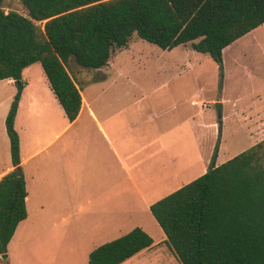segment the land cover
<instances>
[{
  "label": "crops",
  "instance_id": "crops-1",
  "mask_svg": "<svg viewBox=\"0 0 264 264\" xmlns=\"http://www.w3.org/2000/svg\"><path fill=\"white\" fill-rule=\"evenodd\" d=\"M132 46L131 40L127 47L116 49L108 65L94 69L97 75L95 79L75 77L70 73L82 95V106L74 121L66 116L46 74V78L41 75L39 83L26 78L25 72H30L39 62L23 70L25 85L15 128L20 136L28 216L19 223L10 240L7 257L3 258V254H0V264H88L91 252L104 243L82 252L81 243L75 240V257L69 261L65 257L64 243L56 241L60 235L57 231L47 233L46 225H57L70 217L73 236L78 232L79 237L80 230L93 223L101 225L97 228L102 227V231L104 225H115L120 227L119 238L131 231L126 228L129 219H136L133 223H144V216L150 217L160 228L161 241H154L151 247L121 264H136L143 254H158L156 264H181L168 246L167 237L152 214L151 205L203 175L208 169L215 145L208 152L202 146L210 130L209 123L203 120L206 109L200 91L194 94L185 92L181 96L180 91L179 95L169 92L166 95L171 96L172 101L164 107L159 103V98L151 97L156 93L151 94L149 89L128 87L123 82L114 83L123 86L112 85L111 73L117 65L113 57L117 51L120 56L121 53L133 55ZM178 46H183L186 51L193 49L191 43ZM253 49L264 57V24L223 51L224 78L220 98H217L223 104L218 127V133L221 129V143L216 165L235 156L225 153L224 138L229 119L224 114L228 102L225 95L229 62L232 63L233 76L239 77V82L234 84L239 94L247 91L256 97L253 106L248 104L237 114V122L250 138L249 148L259 142V134L263 133L264 116H252L251 113L255 107L264 112V76H261L264 74L260 72L262 69L258 63L253 66L246 59L247 53H255ZM261 60L264 62V58ZM184 67L191 70L195 65L187 59V66ZM121 72L118 78H126ZM0 84L9 103L17 92L16 83L13 79H4L0 80ZM178 96L179 100H176ZM147 100L154 103H145ZM193 106L198 108L194 109ZM7 111L8 104L0 116V180L15 168L6 128ZM66 132H70L69 136L59 142ZM213 136H216L215 130ZM198 167L199 172L193 174ZM130 189L134 193L131 200L128 197ZM112 191H119L121 195L115 200L103 199ZM82 208H85L83 213ZM34 224L44 225L42 232L31 231ZM50 236L52 253L46 255L50 258L33 254L35 241ZM158 246L159 251L154 252Z\"/></svg>",
  "mask_w": 264,
  "mask_h": 264
},
{
  "label": "trees",
  "instance_id": "trees-1",
  "mask_svg": "<svg viewBox=\"0 0 264 264\" xmlns=\"http://www.w3.org/2000/svg\"><path fill=\"white\" fill-rule=\"evenodd\" d=\"M22 1L28 16L0 7V80L13 79L17 87L6 118L15 168L0 180V254L7 253L28 216L15 128L27 66L41 63L74 121L82 95L67 69L72 58L86 68H103L134 33L162 49L191 43L217 63L221 89L224 49L264 24V0ZM220 143L219 128L207 171L152 204V214L181 264H264V140L216 165ZM153 243L150 234L135 227L93 250L88 264H121Z\"/></svg>",
  "mask_w": 264,
  "mask_h": 264
},
{
  "label": "rangeland",
  "instance_id": "rangeland-1",
  "mask_svg": "<svg viewBox=\"0 0 264 264\" xmlns=\"http://www.w3.org/2000/svg\"><path fill=\"white\" fill-rule=\"evenodd\" d=\"M0 7L5 11H17L28 16V9L22 0H3L0 2ZM37 24L44 28V22H37ZM132 43L134 51L133 55L121 53L120 56L118 53L119 51H117V54L113 57L114 63L117 65L112 69V85L114 87L118 85L123 86L120 84H114L116 82H123L127 83L128 87H144V89H149L151 94L156 93L152 94L151 97L159 98V103H161L164 107L169 106L170 101H172V97L166 95L169 92L179 95L180 91L181 96L185 92L194 94L195 91H200V97L204 98V110L206 109L203 114V120L209 123L210 130V134H208V137L205 141H203L202 146L204 151L208 152L210 147L214 146L218 140V127L220 126L216 102L217 98H220L221 89L219 86L220 75L216 62L208 54H204L193 49L186 51L183 46H178L171 51L163 50L158 45L143 40L137 33H134ZM253 51L255 52L254 49ZM261 58H264L262 54L256 52L254 54L247 53L246 55L248 63H251L253 66L258 63L262 69L260 72L264 74V62ZM187 59L192 60L195 65V67L191 70L184 67L187 66ZM228 67L230 69L227 82L228 90L225 95L228 102L225 106L224 114L226 116L228 115L229 119L227 120V126L224 130L225 150H227L225 153H229L231 156H236L249 149L251 142L249 136L246 134V130L242 129L240 123L237 122L238 110L247 108L248 104L253 106V99L256 97L251 96V94L249 95L247 91H245L242 95L239 94L238 88L234 87V84L239 82V77L236 78L235 75L233 76L232 63L229 62ZM67 69L75 77L83 76L85 79L97 78V75L95 74L96 72L93 68L83 67L77 64L73 58L67 66ZM120 71H122L121 74H123L126 78H118ZM25 74L26 78H29L33 83H39L42 80L41 75L46 78L44 69L40 62L35 64L33 68L30 69V72L27 70ZM13 99L14 97L12 95V99L8 103L6 92H3V86L0 84V116L3 113L6 104H8L9 111V107L11 106ZM175 99L179 100V96ZM145 103L154 102L153 100H147ZM193 108H198V106H193ZM255 108L253 109L254 111H251L252 116H264L262 109L258 110ZM214 130L216 131L215 138L213 136ZM69 133L70 132L64 133L59 142L64 141V139L69 136ZM259 139L260 140L257 143L264 140V129L263 133L259 134ZM197 172H199V167L193 171V174H196ZM118 195H121V192L112 191L108 193L106 197H103V199L115 200ZM128 197L130 200L134 197L132 189L128 192ZM84 211L85 208H82L81 212L83 213ZM143 218L144 223H133L135 222L133 220L136 219H129L130 222L126 228L130 231L138 226L143 227L152 236L154 241L159 243L162 235L160 228L150 217L148 218L144 216ZM100 226L101 225L93 223V225H88V227L85 226L80 230L81 237H79L78 232L77 234L75 233V236H73V221L70 217H66L62 223H57V225H46V229L49 230L47 233L57 231L60 235L59 239L56 240V236H54V238L56 241H60L62 244L64 243L65 257L71 261L74 260L75 257V255L73 256V253L75 251L76 242L81 243L80 251L85 252L91 246H99V244L109 242L117 238L120 233V227L115 225H104L103 231L102 227L97 228ZM43 227L44 225L34 224L31 227V231L42 232ZM99 235L105 236L99 237ZM51 238L52 237L50 236L45 239H37L35 241L36 246L33 248V254H37L38 256L41 254V257L45 256V259H49L50 257H47L46 255H51L52 253L50 245ZM61 238L63 240H61ZM158 251L159 246L155 248L154 252ZM158 259V254L151 256L143 254L140 256L139 262L136 264H156ZM160 260H162V257ZM5 263L6 262H2V264Z\"/></svg>",
  "mask_w": 264,
  "mask_h": 264
},
{
  "label": "water",
  "instance_id": "water-1",
  "mask_svg": "<svg viewBox=\"0 0 264 264\" xmlns=\"http://www.w3.org/2000/svg\"><path fill=\"white\" fill-rule=\"evenodd\" d=\"M216 109H217V112H218L219 119L221 121V119H222V109H223L222 102H219V101L216 102ZM3 257L6 258L7 257L6 254H3Z\"/></svg>",
  "mask_w": 264,
  "mask_h": 264
}]
</instances>
